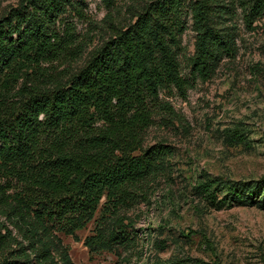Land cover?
I'll return each instance as SVG.
<instances>
[{
  "label": "trees",
  "instance_id": "trees-1",
  "mask_svg": "<svg viewBox=\"0 0 264 264\" xmlns=\"http://www.w3.org/2000/svg\"><path fill=\"white\" fill-rule=\"evenodd\" d=\"M85 1L22 0L0 17V264H72L60 235L75 237L98 211L89 252L127 244L122 212L170 171V146L143 148L156 110L172 114L161 93L184 97L236 55L237 11L249 30L264 16V0H149L81 67L58 71L83 52L66 19L82 17ZM186 14L189 80L179 61ZM213 186L200 190L215 201ZM250 188L227 195L244 203Z\"/></svg>",
  "mask_w": 264,
  "mask_h": 264
},
{
  "label": "rangeland",
  "instance_id": "rangeland-1",
  "mask_svg": "<svg viewBox=\"0 0 264 264\" xmlns=\"http://www.w3.org/2000/svg\"><path fill=\"white\" fill-rule=\"evenodd\" d=\"M21 1L0 0V17ZM147 1L86 0L82 17L72 13L66 19L83 52L58 71L81 67L112 29L129 24ZM185 20L179 61L189 80L195 33L189 14ZM234 21L236 55L225 58L210 79L190 81L184 97L176 90L160 95L172 114L156 110L143 148L170 146V171L151 183L145 201L122 212L129 242L90 253L84 240L95 229L98 211L76 239L60 235L72 264H264V16L253 30L239 11ZM212 181L215 201L200 190ZM243 184L251 187L249 200L227 195L230 185Z\"/></svg>",
  "mask_w": 264,
  "mask_h": 264
}]
</instances>
